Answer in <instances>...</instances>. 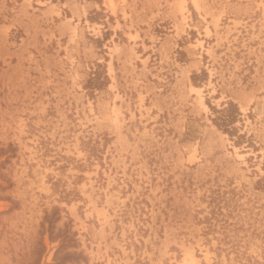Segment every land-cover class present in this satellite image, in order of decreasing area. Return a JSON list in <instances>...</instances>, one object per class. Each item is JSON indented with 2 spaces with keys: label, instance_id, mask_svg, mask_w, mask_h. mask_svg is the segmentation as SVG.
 <instances>
[{
  "label": "rangeland",
  "instance_id": "1",
  "mask_svg": "<svg viewBox=\"0 0 264 264\" xmlns=\"http://www.w3.org/2000/svg\"><path fill=\"white\" fill-rule=\"evenodd\" d=\"M0 264H264V0H0Z\"/></svg>",
  "mask_w": 264,
  "mask_h": 264
},
{
  "label": "trees",
  "instance_id": "2",
  "mask_svg": "<svg viewBox=\"0 0 264 264\" xmlns=\"http://www.w3.org/2000/svg\"><path fill=\"white\" fill-rule=\"evenodd\" d=\"M104 77H106V74L104 75ZM235 108H236L235 104L230 103L227 107L222 109V112H226L227 117L233 120L235 118V113H236ZM231 119L229 121H231ZM220 124H221L220 126H223L224 130L227 131L229 130L227 125V120L222 119V122Z\"/></svg>",
  "mask_w": 264,
  "mask_h": 264
}]
</instances>
